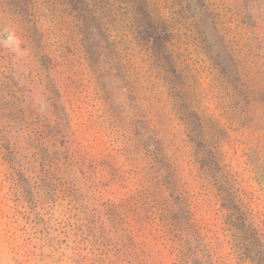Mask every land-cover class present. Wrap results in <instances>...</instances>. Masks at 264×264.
Segmentation results:
<instances>
[{"label":"rangeland","instance_id":"rangeland-1","mask_svg":"<svg viewBox=\"0 0 264 264\" xmlns=\"http://www.w3.org/2000/svg\"><path fill=\"white\" fill-rule=\"evenodd\" d=\"M141 2L0 0V264H264V0Z\"/></svg>","mask_w":264,"mask_h":264},{"label":"trees","instance_id":"trees-1","mask_svg":"<svg viewBox=\"0 0 264 264\" xmlns=\"http://www.w3.org/2000/svg\"><path fill=\"white\" fill-rule=\"evenodd\" d=\"M151 1H152V4L154 5V7L156 8L157 12H159V16H160L163 12V7H164V5L162 3L163 0H151ZM139 2H141V0H139ZM141 5H142V2H141ZM219 64H221V63H219Z\"/></svg>","mask_w":264,"mask_h":264}]
</instances>
